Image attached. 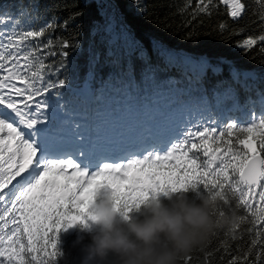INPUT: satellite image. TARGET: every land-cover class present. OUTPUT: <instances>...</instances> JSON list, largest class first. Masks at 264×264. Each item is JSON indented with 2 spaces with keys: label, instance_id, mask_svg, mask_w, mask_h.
Listing matches in <instances>:
<instances>
[{
  "label": "trees",
  "instance_id": "trees-1",
  "mask_svg": "<svg viewBox=\"0 0 264 264\" xmlns=\"http://www.w3.org/2000/svg\"><path fill=\"white\" fill-rule=\"evenodd\" d=\"M106 3L113 10V23L108 17L111 11L100 0H0V39L53 25L42 36L29 38L25 41L28 46L21 48V55L35 50V56L48 66L44 84L56 85L28 102L33 112L44 100L56 105L59 120L68 122L61 127L78 128L77 134L88 143L94 141L100 127L122 125L126 114L137 129L145 130L163 127L175 114L190 111L192 117L181 124L184 129L178 131L175 142L183 139L185 132L204 128L219 132L229 123L247 126L254 117L259 119L264 94V0H242L245 11L238 20L231 17L223 0ZM205 5L207 11H201ZM249 39L256 43L246 46L244 42ZM49 40L51 46L45 47ZM141 50L151 66L168 68L157 71L155 82L144 78ZM169 54L194 60L206 57L223 71L214 74L209 68L197 80L199 71L194 64L169 67L173 63ZM230 67L238 71L237 79L232 77ZM245 72L253 75L246 77ZM170 79L176 83L169 84ZM50 112L51 107L42 109L44 115ZM159 142L148 136L142 145ZM103 192L97 193L95 202ZM197 192H201L199 188H189L167 194ZM167 194L157 196L166 200ZM143 209L141 204L127 217L135 219ZM231 209L244 219L230 231L218 230L205 248L195 250L181 264H264V229L258 233L257 223L235 200L224 206L225 212ZM65 227L64 222L56 234L58 255L53 264H79L77 237L87 238L98 226L79 223L72 233Z\"/></svg>",
  "mask_w": 264,
  "mask_h": 264
},
{
  "label": "snow or ice",
  "instance_id": "snow-or-ice-1",
  "mask_svg": "<svg viewBox=\"0 0 264 264\" xmlns=\"http://www.w3.org/2000/svg\"><path fill=\"white\" fill-rule=\"evenodd\" d=\"M223 2L233 18L245 11L242 0ZM200 10L207 11V6ZM51 27L48 24L39 31L18 33L16 38L8 35L6 42L0 39V264H53L58 255L56 234L64 222H70L68 226L84 222L86 215L94 219V201L79 199L92 183L113 192L126 218L129 211L146 202L145 196L199 188L220 201L218 217L223 216L224 206L235 200L257 223V232L264 229V94L259 119L254 117L250 125L229 123L219 132L216 128L185 132L183 139L163 154L162 142L145 144L139 149L146 153L143 158L130 159L126 164L105 162L98 170L90 171L95 146L68 151L61 135V125L68 122L59 120L57 106L44 100L36 104L33 112L28 103L56 85L44 84L48 66L35 56V50L21 55V48L28 46L25 41L29 38L40 37ZM244 43L251 46L256 41L249 39ZM51 44L49 40L45 47ZM64 46L67 47L66 42ZM140 58L145 64L146 81L155 82L158 70H168L151 66L143 50ZM169 60L173 62L169 67L194 64L199 71L197 80L209 68L214 74L223 71L219 66L213 67L206 57L194 60L169 54ZM229 70L237 79L238 71L234 67ZM14 81L23 87H17ZM167 82L176 83L173 79ZM49 107L52 112L44 115L42 109ZM77 155L83 157L79 162L68 158Z\"/></svg>",
  "mask_w": 264,
  "mask_h": 264
},
{
  "label": "clouds",
  "instance_id": "clouds-1",
  "mask_svg": "<svg viewBox=\"0 0 264 264\" xmlns=\"http://www.w3.org/2000/svg\"><path fill=\"white\" fill-rule=\"evenodd\" d=\"M100 189L89 184L79 199L95 202ZM145 201L143 211L130 220L119 210L113 192L105 191L91 208L98 230L87 238L79 235L75 242L80 247L79 264H181L205 248L218 230L230 231L240 223L234 209L218 217L220 201L202 191L167 194L166 200L145 196Z\"/></svg>",
  "mask_w": 264,
  "mask_h": 264
},
{
  "label": "rangeland",
  "instance_id": "rangeland-1",
  "mask_svg": "<svg viewBox=\"0 0 264 264\" xmlns=\"http://www.w3.org/2000/svg\"><path fill=\"white\" fill-rule=\"evenodd\" d=\"M100 1L107 5L106 0ZM107 9L111 11L110 13H108V17L113 23L115 17L113 10L112 8H110V6L108 7V5ZM239 18L240 17H237L235 18V20H238ZM14 83L17 82L14 81ZM17 87L21 86L17 83ZM7 111L11 112L10 110ZM125 116L127 117L126 121L118 127H100L92 143H88L87 141H85L82 136L79 137L77 133L80 132V130H78V128L73 126L62 128L63 131L61 135L63 137L65 148H68L71 151H83L85 148L91 149L93 146H95V150L92 152V155L90 157L93 164V167L90 168V171H95L102 167L103 164L107 162L105 161V159L108 158L114 159L121 156L124 158L129 153L135 154L132 159L143 158V155L146 153L139 151V149H141V147L143 146L142 142L144 140H148V136L162 142L161 154H163V152L167 151L173 143H176L175 141L177 139L175 138H177V136L179 135L178 131L184 129L183 127H181V124L188 122V120H190L192 117L190 111H181L180 113L170 117L163 127L154 126L144 130L140 128L137 129L134 125V122L129 119L128 114H126ZM45 123L47 122L45 121ZM69 157V159H74L76 162H79L80 159H83V157ZM127 162L128 161L122 164H126ZM100 191L102 193V191L105 192L107 191V189L101 188ZM83 220L84 222H76L71 226H68L70 222L65 221L66 227L64 230H66L68 233H72L76 225L79 223L82 226L94 224L87 215L83 218Z\"/></svg>",
  "mask_w": 264,
  "mask_h": 264
},
{
  "label": "bare ground",
  "instance_id": "bare-ground-1",
  "mask_svg": "<svg viewBox=\"0 0 264 264\" xmlns=\"http://www.w3.org/2000/svg\"><path fill=\"white\" fill-rule=\"evenodd\" d=\"M132 147V146H131ZM68 151H71V150H69L68 148H66ZM130 151V150H129ZM127 152V151H126ZM101 154V153H100ZM128 154V153H127ZM122 157V156H121ZM101 161V160H100Z\"/></svg>",
  "mask_w": 264,
  "mask_h": 264
}]
</instances>
